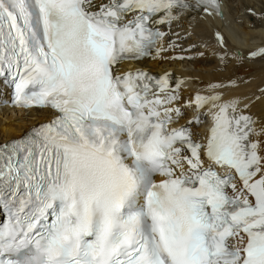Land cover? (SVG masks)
Returning <instances> with one entry per match:
<instances>
[{
    "label": "snow or ice",
    "instance_id": "6c2138e0",
    "mask_svg": "<svg viewBox=\"0 0 264 264\" xmlns=\"http://www.w3.org/2000/svg\"><path fill=\"white\" fill-rule=\"evenodd\" d=\"M192 12L221 0H0V86L43 113L0 140V264H264V116L121 67L184 59Z\"/></svg>",
    "mask_w": 264,
    "mask_h": 264
},
{
    "label": "bare ground",
    "instance_id": "6f19581e",
    "mask_svg": "<svg viewBox=\"0 0 264 264\" xmlns=\"http://www.w3.org/2000/svg\"><path fill=\"white\" fill-rule=\"evenodd\" d=\"M221 1L222 16L192 12L163 26V31L167 34L166 42L178 45L169 48L164 55L183 56L184 59L154 60L150 57L140 62L139 66L153 72H170L171 85L180 82L182 105L192 100L197 92L210 94L213 90L208 87L209 83L221 80L217 83L222 88L216 91L221 93L222 100L236 98L241 107L251 101L248 111L257 117L264 116V95H261V90L264 89V55L253 57L249 49H246V53L243 52V56L239 57L237 53L240 54L241 51H236V47L248 48L251 44L244 41L252 40V47L259 46L257 41L264 44V16L258 13L264 9H259L251 0L249 2L252 5L238 0L241 5L239 10L233 5L236 0ZM250 17H253L252 20H249ZM237 27L242 28L245 37H239ZM216 32L223 37V45L216 39ZM126 64L128 63L121 66ZM5 97L7 93L0 88V140L22 135L43 118V113L37 110L25 114L21 109L8 108L1 103V99ZM185 115L190 117L191 111ZM204 126H200L199 130L203 131Z\"/></svg>",
    "mask_w": 264,
    "mask_h": 264
},
{
    "label": "rangeland",
    "instance_id": "374dc122",
    "mask_svg": "<svg viewBox=\"0 0 264 264\" xmlns=\"http://www.w3.org/2000/svg\"><path fill=\"white\" fill-rule=\"evenodd\" d=\"M250 0H244V2H245V4H248V5H252L253 3L252 2H255V6H257L259 9H264V0H251V3L249 2ZM233 5L237 8L238 7V10L241 8L240 6V4H239V2H238V0H236L234 3H233ZM260 11V10H259ZM258 11V13H261V14H263V16H264V11L263 10H261V12H259ZM245 14V13H244ZM253 18V17H252ZM252 18L250 17L249 18V20H252ZM236 31L238 32L237 34L239 35V37H245V35L243 34V30H242V28L241 27H237L236 28ZM246 42H248L250 45H252V40H248V41H244V43H246ZM256 43H259V46L257 47V46H254V47H252V46H248V48L247 47H236V51H238V50H240L241 51V53L239 54V53H237V52H235V53H237V55L239 56V57H242L243 56V54L244 53H246V49H249V52L251 53L253 50H256V49H259V48H264V44H262V43H260L259 41H257ZM254 48V49H253ZM243 49V50H242ZM248 51V50H247ZM244 52V53H243ZM255 57H260V55L259 56H255ZM218 81H221V80H214L213 81V83H217ZM188 112H186L185 114H187Z\"/></svg>",
    "mask_w": 264,
    "mask_h": 264
}]
</instances>
